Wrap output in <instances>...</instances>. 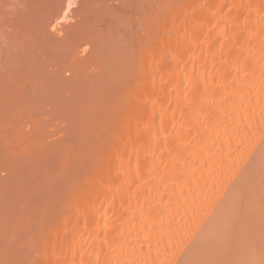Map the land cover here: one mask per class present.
<instances>
[{"label": "bare ground", "instance_id": "6f19581e", "mask_svg": "<svg viewBox=\"0 0 264 264\" xmlns=\"http://www.w3.org/2000/svg\"><path fill=\"white\" fill-rule=\"evenodd\" d=\"M77 1L0 0V105L50 101L52 82V100L75 104L72 116H102L100 130L84 121L102 132L88 138L103 137L89 157L64 151L79 155L71 167L92 165L69 179L56 171L71 185L66 198L46 195L35 214L55 215L21 229L41 234L24 237L32 255L21 264H264V0H82L76 9ZM40 87L48 97H35ZM24 133L17 140L35 142ZM5 162L13 178L0 189L11 193L22 170ZM49 200L63 205L46 208Z\"/></svg>", "mask_w": 264, "mask_h": 264}, {"label": "rangeland", "instance_id": "374dc122", "mask_svg": "<svg viewBox=\"0 0 264 264\" xmlns=\"http://www.w3.org/2000/svg\"><path fill=\"white\" fill-rule=\"evenodd\" d=\"M114 1V0H113ZM117 1V0H116ZM116 1H114V3L116 2ZM78 2H80L79 3V6H77V4H78ZM81 2H83L82 0H80V1H77V4L74 6V7H76V9L77 8H79L81 5ZM118 2V1H117ZM108 3H110V4H113L112 3V1L111 2H108ZM74 10V9H73ZM72 13H75V12H72L71 11V14ZM70 13H69V15H70V19H72L71 20V22L75 19L74 18V16H75V14H72L71 15ZM132 16V15H131ZM130 16V17H131ZM133 17V18H132ZM131 18H132V21H135V19H137V17L136 18H134L135 16H132ZM69 19V20H70ZM130 18H127L126 19V21H124V22H128V23H130V25L131 24H133V23H131V21H127V20H129ZM69 20H67V21H69ZM137 21V20H136ZM66 22V21H65ZM70 22V21H69ZM68 23V22H67ZM127 25H129V24H127ZM134 26L133 27H136L135 26V24H133ZM136 25H137V23H136ZM125 26V25H124ZM135 29V28H134ZM91 66V67H90ZM88 68H86L87 69V71H89V72H92L93 70H98V68H97V66H93V64H91ZM93 66V67H92ZM93 69L92 71H90L91 69ZM93 72H95V71H93ZM67 73V74H66ZM64 74H66V77H70V72L68 71V72H65ZM1 81H3V79H1L0 80V82ZM5 81V80H4ZM7 81V80H6ZM0 85H1V83H0ZM3 85V84H2ZM27 85V84H26ZM26 85H22L23 87H25ZM43 85H45V83L44 84H42V86ZM46 85H48V83L46 84ZM4 86H7V85H3L1 88H4ZM10 86V85H9ZM15 87H16V85H15ZM17 87H21V86H17ZM22 87V88H23ZM50 87V85L48 86V88ZM55 86H54V83H52L51 82V92H53V94H50V96H51V98H47L48 100H50V101H47V100H45L44 102H39V101H37L38 102V104H37V102L36 101H33V103L35 102L37 105L36 106H33L34 104H32L30 101L28 102V103H31V104H28L27 106H26V103H24L25 105H23V104H21V105H14L13 104V106H11L10 105V103H6V102H8V101H6L5 103H4V99H2L1 101H3V103L1 102V104H3V105H6V104H8L7 106L8 107H3L2 105H0V106H2V107H0V156H2L1 155V153L3 152V158H1L0 157V159H2L1 161L3 162L2 164H3V167H7V169H6V167L5 168H3L2 167V165L0 166V186H3V184L2 183H4V182H6V183H8V181L9 180H11L13 177L10 175V174H12V172H13V170H11V173H10V170H9V167H8V165L6 164V159L7 160H9V161H11L13 164L11 165L14 169H15V171H16V166L17 165H19V168H17L18 170H22L21 172H19L18 170H17V172H19L18 173V175H20L17 179H19V180H22L23 181V183H21V184H17V182H22V181H17V180H13L11 183H13V182H15V184H13V187H14V192H12L11 191V193H8L9 191H5V192H2V190L1 189H3V188H1L0 189V198H2L1 200H2V202L0 201V222H2L1 224H0V262L1 263H3V264H11L12 262V264H16L17 262V264H21V262L20 261H24V260H29L28 258H25L26 256L27 257H29L28 255H32V254H29L28 253V251H26L25 250V248L26 247H30L29 246V244L27 243V242H30V237H32V236H34V235H36L37 234V236H36V238H38V237H40L39 235H41V234H39L38 232H35V231H32V232H34L35 234L34 235H32L31 236V234L30 233H32V232H29V236H28V234H24L23 232H25V231H23L24 229H26L27 230V228L28 227H30V226H32L31 228H33V229H31V228H29L30 230L29 231H31V230H36L35 229V227H36V225H39V224H34L35 222H33L34 220L36 221V222H38L37 220H42V221H45V220H43V219H46L47 217H50L51 215H55V214H53V213H55V212H53L52 214H50V210H46V212H48V211H50V212H48V213H38V214H35L36 212H37V210L38 211H41V209L43 208L42 207V203H44V201H46L47 200V198H49V197H47V196H51L52 197V195L53 194H56L55 196H53L54 198L53 199H55V197H57V201H58V198H60V200L62 199V197L63 198H66L65 196L67 195H65L64 194V191L67 193L68 191H66L65 190V188H67V187H69V186H71L70 184H68L67 186H64L63 187V183H64V185H66V183H67V180L69 179L68 177H70V176H76V175H74L75 174V172H78V169L77 168H79L80 170H82V168L83 167H87L88 165L90 166V165H92V163H93V161H91L89 164H88V162H85V160L84 161H82L83 159H79V161H80V163L79 164H77L78 163V161H75L76 163L75 164H77L75 167H71L72 165V163L73 162H71V161H73V158H77L79 155H76V153L75 152H73V153H71V154H74V156L73 155H71V156H73V158H71V156H69L68 154H66V152H64V151H68V150H66V149H70V151H76V152H80L79 154H81L82 153V151H80V150H83V152L85 151L86 152V150L87 149H91V151H94V147L93 146H96V144H99V142L101 141V138L103 139V137H95V138H97V140L98 141H96V140H93V139H91V138H88V133L90 134V136H92L91 135V133L89 132L90 130L89 129H91V128H94V130L95 131H97V128L96 127H92V126H98V125H94L95 123L96 124H98L97 122H99V121H97L96 119L97 118H99V117H102V116H96L97 114H98V112H94V111H92L93 113H97L95 116L97 117V118H93V119H95V122H93V119H91V118H89V119H91L90 121L88 120V119H86L85 120V116L83 117L82 115H80V116H72V115H74V113H77V111H72V109H74V107H76V105L75 104H71V103H69V104H67V105H65L64 107H65V109H64V107L63 106H61V104L62 103H64V102H56V101H53L52 100V98H53V95H54V93L56 92L55 91V89H53ZM10 88V87H9ZM9 88H8V91H11V90H13V91H15L16 89H11V90H9ZM11 88H13L12 86H11ZM21 88V89H22ZM7 89V88H6ZM40 90H38V91H40V92H38L37 90H35V92H38V94H40L41 92H43L45 95H46V97H48L49 95H47L48 93H47V91L49 92V90H47L46 88H42V87H40L39 88ZM46 89V90H45ZM19 90V91H18ZM27 90H28V88H27ZM41 90H44V91H41ZM16 91H18V93H21V92H23L22 90L20 91V88L19 89H17ZM4 92L6 93L7 91L6 90H4ZM51 92H49V93H51ZM5 93H3V95H5ZM18 93H16V92H14V94H16L15 95V97H16V99H14V101H21V102H23V100H22V98L21 97H23V95H21L20 96V94H19V97H20V99H19V97L17 98V96H18ZM24 93H26V92H24ZM12 94V93H11ZM10 94V95H11ZM13 94V95H14ZM22 94V93H21ZM44 94H40V95H42V96H39V95H35V97H43V96H45ZM0 95H2V94H0ZM9 95V96H10ZM14 97V96H13ZM12 97V98H13ZM1 98V97H0ZM3 98V97H2ZM9 98V97H8ZM45 98V97H44ZM44 98H42L41 99V101L42 100H44ZM5 99H7V97H5ZM11 99V98H10ZM9 100V99H8ZM11 102H13L12 100H10ZM9 101V102H10ZM18 101V102H19ZM21 102H19V103H21ZM46 102V103H45ZM49 102H51V103H49ZM52 102H56L57 104H56V106H58L59 107V105L62 107V109H57L58 107H54L55 105V103H53L52 104ZM15 103V102H14ZM39 103H41V104H39ZM48 103V104H47ZM16 104V103H15ZM50 104H52V105H50ZM65 104V103H64ZM70 106L69 107V110L67 109L66 110V108H68L67 106ZM73 106V108H71L72 106ZM79 107V106H78ZM77 107V108H78ZM83 107V106H82ZM91 107V106H90ZM88 108V107H87ZM93 108V107H92ZM64 109V111H62ZM78 109H80V108H78ZM83 109H84V107H83ZM83 109H81V110H78V113H79V111H83ZM77 110V109H76ZM90 110H92V109H90ZM94 110H96V109H94ZM98 110H99V108H98ZM68 111V112H67ZM70 111V112H69ZM65 112V113H64ZM85 112H86V110H85ZM104 112V111H103ZM87 113H89V112H87ZM86 113V114H87ZM106 113H108V111L106 112L105 111V113H102V115L104 116V114H106ZM81 114V113H80ZM84 114V113H83ZM90 115H93L92 113H90ZM70 118H69V117ZM74 117V118H72V117ZM87 116H88V114H87ZM92 117H94V116H92ZM72 118V119H71ZM33 119H35V120H33ZM84 121H87L88 123H90V122H92V126L89 124V126H90V128L88 129V128H84V127H86L85 125H84ZM97 121V122H96ZM86 125H88V124H86ZM100 125V124H99ZM20 126L21 127H23V128H20ZM17 127H19L20 129H18ZM16 128L18 129V130H23V132L22 133H24L23 135H26V136H28L29 135V137H26V139L27 138H31V137H34V135H35V139H33L35 142H33L31 139H27V140H24V139H22V140H24V141H22L21 139H18V140H21L20 141V143H18L19 141L17 140V138L19 137V138H23L24 136H22L21 134L22 133H15L16 131ZM87 129V130H86ZM98 130H100V126H98ZM15 131V132H14ZM30 131H32L31 133H30ZM38 131H43V132H38ZM83 131H85V133H83ZM93 131V130H92ZM18 132H21V131H18ZM104 132V131H103ZM93 133H96V134H101L102 132H100L99 133V131H97V132H93ZM32 136H31V135ZM83 135H86L85 137L83 136ZM15 136H18V137H15ZM22 136V137H21ZM41 136H43L44 138H42V139H46V140H41V142L43 143V144H45L46 145V147H45V145L42 147V143L40 142V137ZM96 136H98V135H96ZM100 136H102V135H100ZM14 137L16 138V139H14ZM37 137V138H36ZM110 137V136H109ZM93 138V137H92ZM104 138H106L105 136H104ZM91 139V140H90ZM16 140V141H15ZM100 140V141H99ZM30 141H31V143H30ZM22 142V143H21ZM37 142V144H35ZM94 142H95V144H94ZM98 142V143H97ZM29 144L28 146H29V151H27L28 149H26L25 147H28L27 145L26 146H24L23 147V144ZM32 143L34 144V145H32ZM40 143V144H39ZM24 144V145H25ZM35 145H37V146H35ZM33 146V147H32ZM40 146V147H39ZM21 147V148H20ZM32 147V148H31ZM37 147V148H36ZM3 148V149H2ZM5 148V149H4ZM25 148V151H23L22 149H24ZM34 148V149H33ZM39 148H41V149H39ZM96 148V147H95ZM3 151H2V150ZM32 150V152H31V150ZM37 150L38 151V153H41V154H39V155H37L36 153H37V151H33V150ZM72 149V150H71ZM15 150V151H14ZM2 151V152H1ZM10 151H12L10 154L8 153V152H10ZM14 151V152H13ZM41 151V152H40ZM70 151H68V152H70ZM23 152H26V153H23ZM28 152H31V153H29L27 156L26 155H22V153L23 154H27ZM42 152H43V154H42ZM15 153L16 154H18V156H12L11 154H14L15 155ZM34 155H33V154ZM88 153V154H87ZM92 152H86V156H88V155H90ZM67 155V156H64L63 158L62 157H59L58 155ZM20 155H22V157H25L26 156V158H28L29 156H30V160H28L27 161V159L26 158H23V159H21L22 161L21 162H19L18 160H20ZM35 155H37L36 156V158H34V156ZM81 155H85V154H81ZM40 156V157H39ZM42 156H44V158H42ZM59 158H58V157ZM75 156H77V157H75ZM12 157V158H11ZM13 157H15L14 159H13ZM39 157V158H38ZM69 157V158H68ZM83 157V156H82ZM89 157V156H88ZM88 157H86L88 160H90ZM5 158V159H4ZM56 158V159H55ZM68 158V159H67ZM10 159H12V160H10ZM36 159H39V160H36ZM55 159V160H54ZM60 159L61 160H63L64 159V161H61L60 162V164H59V161H60ZM67 159V160H66ZM69 159H71V161H69ZM17 160V161H16ZM49 160V161H48ZM54 160V161H53ZM66 160V161H65ZM75 160H77V159H75ZM34 161V162H33ZM42 161H44V162H42ZM47 161H48V163H47ZM51 161V162H50ZM67 161H69V163H67ZM85 162V164L84 163H82V162ZM10 162V163H11ZM15 162H17V163H15ZM33 162V163H32ZM64 162L66 163V164H68V165H63L64 164ZM1 163V162H0ZM9 163V162H8ZM22 163H24V164H26V165H29V164H31L30 166H32V164H34V166L36 167L35 169H34V173L33 172H31V171H33V167L34 166H32V167H27L26 165H24V164H22ZM27 163H29V164H27ZM6 164V165H5ZM42 164V165H41ZM46 164H47V167H44V166H46ZM58 164L60 165V166H62L63 165V167H60V166H58ZM20 165H21V167H20ZM83 165H87V166H83ZM68 166L69 167H71V169L70 170H67L68 169ZM80 166H81V168H80ZM88 166V167H89ZM2 167V168H1ZM16 167V168H15ZM25 167H27V169L24 171V169H20V168H25ZM40 167H42L41 168V170L39 169ZM65 168H67V169H65ZM77 169V171H73L74 172V174H71L70 172L73 170V169ZM10 169H12L11 167H10ZM30 169H32L31 171H30ZM43 169H45L44 170V174H43ZM51 169V170H50ZM57 169V170H56ZM65 169V170H64ZM75 169V170H76ZM4 170H6V171H4ZM27 170H29L32 174H36V177L34 178V177H32L33 175L32 174H29L28 175V173H30V172H27ZM47 170V171H46ZM67 170V172H65ZM53 171V172H52ZM56 171H59V172H62V171H64L62 174V176L63 177H67L68 179H66V181H61L60 179L61 178H59V177H62V176H59L60 175V173H56ZM70 171V172H69ZM10 173V174H9ZM22 173V174H21ZM24 173V174H23ZM26 173V174H25ZM48 173V176L47 175H45V174H47ZM50 173V174H49ZM67 173L68 174H70V176H67ZM14 174V173H13ZM52 174H57L56 176H57V178H59V180L61 181H59L58 179H56V180H58V181H51V180H55L54 178L56 177V176H52ZM65 174V175H64ZM78 174V173H77ZM15 175H17V173L15 174ZM23 175H26V176H29V177H31L32 179H30V178H28V177H26V176H23ZM43 175H45L44 177H43ZM6 176V177H5ZM35 176V175H34ZM50 176H52L53 177V179H51V177ZM9 177V178H8ZM22 177V178H21ZM63 177H62V180H64L63 179ZM2 178V179H1ZM9 179V180H7V179ZM28 178V179H27ZM43 178H47L46 180L45 179H43ZM14 179H16V177L14 178ZM24 179H27V180H29V181H27V180H24ZM49 180V181H48ZM17 181V182H16ZM70 181H72V180H69V182ZM25 182V183H24ZM28 182V183H27ZM6 183H4L5 185H6V187L8 186V185H10V184H6ZM51 183V185H49ZM54 183H57V184H59V185H61L60 187H57L56 186V184L54 185ZM24 184H26V186H24ZM30 184V185H29ZM41 184V185H40ZM53 184V185H52ZM15 185V186H14ZM27 185H28V187H27ZM39 186V188L37 187V188H34L33 186ZM12 186V185H11ZM53 186V188H55L56 187V189H54V190H60L59 188H61V187H63V191H58V192H52L51 190H52V188H49V187H52ZM19 187H21L19 190H21V189H23L22 187H27V189H23L25 192H20L19 190H18V188ZM47 187V188H46ZM9 188H11L10 186H9ZM42 188V189H41ZM6 189H8V188H6ZM32 189H35V190H32ZM40 189V190H39ZM47 189H49V190H47ZM9 190V189H8ZM38 190V191H37ZM53 190V191H54ZM18 191V192H17ZM28 192V193H27ZM32 192V194L33 195H30V193ZM34 192V193H33ZM4 193V194H3ZM8 193V194H7ZM25 193V194H24ZM44 193V194H43ZM53 193V194H52ZM61 193V194H60ZM10 194H11V197H9L10 196ZM16 194V195H15ZM26 194H28V195H26ZM2 195L5 197H2ZM8 195V196H7ZM14 195V196H13ZM47 195V196H46ZM63 195V196H62ZM16 196L17 197H20V198H22V199H20V198H16ZM24 196V197H23ZM27 196H30V197H28L27 198ZM33 196V197H32ZM39 196V197H38ZM45 197H47V198H45ZM3 198H4V200H3ZM9 198V199H8ZM25 198H27V199H25ZM30 198H32L33 199V202H31V200L32 199H30ZM10 199H13V200H15V199H18L17 201H13V200H10ZM39 199H42L43 201H41V200H39ZM50 199V198H49ZM53 199H51V200H53ZM29 200V201H28ZM35 200H36V202H35ZM37 200H39L40 201V204H39V201H37ZM51 200H49V201H51ZM62 200H64V199H62ZM61 200V201H62ZM22 201H24V202H22ZM29 203H28V202ZM55 201V200H54ZM11 202V203H10ZM53 201H51V202H49L50 204H47L48 205V207H46V208H49V206H52L51 205V203H52ZM56 202V201H55ZM55 202H53L54 204H58V203H55ZM60 202V201H59ZM21 203H23V204H21ZM26 203V204H25ZM63 203V202H62ZM53 204V205H54ZM9 205V206H8ZM20 205H22L21 207H19ZM35 205H40V207H38V208H40V209H38L37 207H35ZM60 205H63V204H58V206L61 208V206ZM30 206H32V207H30ZM15 207V208H14ZM42 207V208H41ZM19 208H21V210L19 209ZM54 208V207H53ZM53 208H51V209H53ZM55 209V208H54ZM17 210V211H16ZM45 210V207L43 208V211ZM20 213H19V212ZM32 211V212H31ZM42 211V212H43ZM53 211H55V210H53ZM45 212V211H44ZM29 213V215H27ZM30 213H33V214H30ZM49 214V216H47ZM23 215H25V216H23ZM42 215H44L43 217H46V218H42V217H40L39 218V216H42ZM24 217V218H21V217ZM20 217V218H19ZM30 217H33L32 219L30 218ZM35 217V218H34ZM15 218V219H14ZM39 218V219H38ZM42 218V219H41ZM50 219V218H49ZM9 220V221H8ZM29 220V221H28ZM19 221V222H18ZM42 221H41V223H42ZM7 222V223H6ZM28 222H32L31 224L30 223H28ZM7 224V225H4V224ZM25 223H27V224H25ZM22 224V225H21ZM11 225H13V226H11ZM18 225H19V227H18ZM24 225V226H23ZM28 225V227H26ZM41 225V224H40ZM6 226V227H5ZM12 227H14L15 228V231L14 232H18L17 233V235H19V236H17V235H10L9 233H11V232H13V231H10L11 229H12ZM40 227V226H39ZM38 227V228H39ZM4 228V229H3ZM13 228V229H14ZM24 228V229H23ZM9 229V230H8ZM12 229V230H13ZM19 229V231H17ZM21 229H23V230H21ZM42 229V228H41ZM40 231V233H42V230H39ZM2 232V233H1ZM7 234V235H10L11 237H9V236H7L5 233ZM25 233H27V232H25ZM22 234H24V235H26V236H24V235H22ZM3 235V236H2ZM22 235V236H21ZM4 236H7V237H4ZM17 237V239L19 240V239H21V240H19V241H17L16 240V238L15 237ZM20 237H22V238H20ZM24 237H27V239H28V241L26 242V238L24 239ZM7 238H10V243H12V241H14L13 243L14 244H10V243H6V242H9V241H7ZM13 238H15V240H12ZM36 238H34V239H36ZM38 239H40V238H38ZM38 239H36V240H38ZM5 240V241H4ZM33 242V241H32ZM34 242H36L35 240H34ZM5 243V244H4ZM21 245H20V244ZM10 244V246H8L7 247V245H9ZM41 244V243H40ZM23 245H26V246H23ZM32 245H37V244H32ZM6 247V248H4V249H2L1 247ZM13 246V247H12ZM21 246V247H20ZM38 246V247H37ZM36 246V248H40L41 247V245H37ZM34 248H35V246H33ZM8 248V249H7ZM11 248V249H10ZM10 250V251H9ZM16 250V251H15ZM29 250V252L31 251L30 249H28ZM32 250H34V249H32ZM9 251V252H8ZM15 251V252H14ZM19 251H22V252H19ZM12 254H11V253ZM14 252V253H13ZM16 252H17V254H16ZM33 252V251H32ZM34 252H36L35 250H34ZM10 253V254H9ZM1 254H5V255H1ZM7 254H9V255H11L12 257L11 258H9L10 259V261L11 262H9V261H7L8 259V255ZM20 254V256H22V257H16V256H18ZM28 254V255H27ZM36 254H37V252H36ZM35 254V255H36ZM13 255H15V256H13ZM26 255V256H25ZM34 255V256H35ZM34 256H32V258L34 257ZM13 257H15V259H17V260H14V258ZM20 258V259H19ZM25 258V259H24ZM5 261L6 262H9V263H5ZM16 261V262H15ZM0 263V264H1ZM22 264H24V262H22Z\"/></svg>", "mask_w": 264, "mask_h": 264}]
</instances>
